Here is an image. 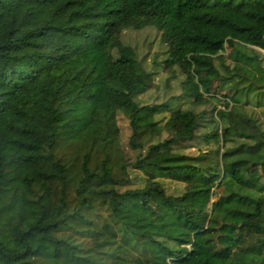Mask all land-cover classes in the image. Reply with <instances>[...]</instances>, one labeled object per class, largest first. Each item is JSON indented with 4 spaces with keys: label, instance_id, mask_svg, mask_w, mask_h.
Masks as SVG:
<instances>
[{
    "label": "trees",
    "instance_id": "trees-1",
    "mask_svg": "<svg viewBox=\"0 0 264 264\" xmlns=\"http://www.w3.org/2000/svg\"><path fill=\"white\" fill-rule=\"evenodd\" d=\"M261 52L264 0H0V264H264Z\"/></svg>",
    "mask_w": 264,
    "mask_h": 264
},
{
    "label": "rangeland",
    "instance_id": "rangeland-1",
    "mask_svg": "<svg viewBox=\"0 0 264 264\" xmlns=\"http://www.w3.org/2000/svg\"><path fill=\"white\" fill-rule=\"evenodd\" d=\"M128 44L131 48H134L137 53V60H136V67L138 70V73H143V70H145L147 67H150L151 63H148V60L150 58H154V63L157 64L160 61L163 60V52L164 48L159 47H153L151 50V56L147 57L148 49L147 45L152 42L154 38V30L152 28H145L140 31H134L131 29H128L125 31ZM262 57H264V53H260ZM156 82V81H155ZM155 86H159V83L156 82ZM229 88H225V90H221L223 93H227ZM141 102L146 103L147 99L142 98ZM130 111L129 110H123V111H112L105 113L101 116L102 121L106 124L107 128L110 131L116 130L120 131L124 129L130 120ZM123 166L119 163H115L114 166L111 169V178L115 180H127L125 174L123 173ZM245 176L248 178V176L245 174ZM253 177L255 175L253 174ZM260 184H264V175L261 177ZM226 184V183H224ZM222 193L221 192V196ZM256 197L263 198L264 199V193L263 194H257L254 192ZM214 200H209L206 202V208L205 211H208L209 209L212 211L213 220L215 222H219L221 224H237L240 223L245 215L247 213H252L254 211L253 205H248L247 203H244L242 201L231 199L230 201H220V204H214ZM219 203V202H218ZM217 205V206H215ZM208 208V209H207ZM210 212V211H208ZM212 222V220H211ZM261 226L264 228V215L262 219L260 220ZM233 236H231L232 238ZM224 240L226 238H223ZM224 242V241H223Z\"/></svg>",
    "mask_w": 264,
    "mask_h": 264
}]
</instances>
